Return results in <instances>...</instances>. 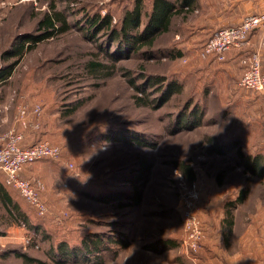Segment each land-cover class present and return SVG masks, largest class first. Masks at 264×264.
Wrapping results in <instances>:
<instances>
[{
  "label": "rangeland",
  "instance_id": "rangeland-1",
  "mask_svg": "<svg viewBox=\"0 0 264 264\" xmlns=\"http://www.w3.org/2000/svg\"><path fill=\"white\" fill-rule=\"evenodd\" d=\"M142 2L141 30L152 0ZM133 4L134 0H0V76L11 71L0 81V132L21 133L22 145L32 143L25 141L30 132L42 133L43 141L60 149L59 159L35 163L20 174L37 189L44 206L40 213L16 192L12 200L26 213L31 228L12 221L0 202V264H28L20 255L39 264H81L56 260V246L63 241L69 248L77 247L76 242L90 234L110 235L118 242L99 253L102 264H200L199 251L188 253L182 244L183 203L194 192L195 211L206 231L209 207L246 188L249 198L243 211H252L256 202L262 208L264 232V178L245 173L235 151L210 152L221 148L220 138L231 129L241 137L240 149L249 154L264 151V140L253 142L243 129L247 123L264 129V96L239 87L244 62L229 60L236 57L232 51L238 50H230L224 62L208 64L200 47L211 32L197 31L206 24L207 13L190 4L171 17L167 30L157 35L149 51L114 56L115 45L105 35L96 38L86 32L84 13L110 15L117 26ZM51 5L67 14L70 28L16 56V48L26 37L42 33L38 21L50 13ZM178 10L182 9L176 6ZM256 49L252 44L239 51L247 54ZM90 63L104 64L107 69L89 72ZM140 75L176 80L182 91L161 107L157 102H150L152 107L139 106L140 95L132 85L141 83ZM148 93H153L151 88ZM249 101H258L259 109ZM187 103L189 108L196 104L203 110V121L192 130L176 131L173 122L181 119ZM74 105H78L76 110L67 115L65 111ZM21 109L27 126L18 121ZM34 109L39 110L35 113ZM116 133L134 134L155 143V148L108 141ZM142 161L151 169L137 208L121 209L115 200H94L129 191L121 178ZM174 162L187 165L193 179L189 181ZM243 221L240 229L248 222L240 219V224ZM157 239L173 241L175 246L158 251Z\"/></svg>",
  "mask_w": 264,
  "mask_h": 264
},
{
  "label": "trees",
  "instance_id": "trees-1",
  "mask_svg": "<svg viewBox=\"0 0 264 264\" xmlns=\"http://www.w3.org/2000/svg\"><path fill=\"white\" fill-rule=\"evenodd\" d=\"M179 8L182 10L176 11L175 3L169 0H152V5L150 12L148 14V20L141 30V14L143 11V2L142 0H134V4L131 9L127 10L118 25L116 26L112 23V18L110 15L100 16L98 14H93V16L85 15V25H87L86 32L90 33L93 37H98L100 34L105 35L110 45H115L114 56L118 54L124 53H143L149 51L153 45L154 41L160 33L167 30L171 17L174 15H178L183 12V9L188 8L190 5V0H179ZM84 9L80 12H84ZM67 23V14L64 11L55 10V6H50V13L46 14L41 20L38 21V30L41 31L40 35L29 36L26 37L16 48L15 55L21 57L24 52L30 51L35 48V46L42 41L56 36L58 34L66 32L70 27ZM218 30V29H217ZM216 30V31H217ZM210 34V36L205 40V42L213 36L216 32ZM205 42L201 45L200 48H203ZM29 43L27 47L26 44ZM109 50V49H108ZM202 50V49H201ZM110 51V50H109ZM236 54V58L238 60L243 61L247 54L244 51H232ZM227 52L225 54L224 59L221 62L226 60L228 55ZM243 53V54H242ZM201 55L204 56L203 52ZM113 57V56H112ZM204 58H207L208 64L216 62L215 58L212 55H206ZM210 66V65H209ZM212 66V64H211ZM88 71L93 73H98V71L105 72L104 70L107 67L104 64L100 63H90L88 65ZM209 68V67H208ZM10 70L5 71L2 76H0V81L4 80L6 77L10 75ZM138 81H141L140 84L132 85L136 94L140 95L137 97L136 102L139 106L150 107V102H157L156 106L161 107L164 103H166L173 95H177L182 91V84L177 82L176 80L158 77V76H145L140 75ZM152 89L153 93L149 94V89ZM150 96H155L154 99H149ZM78 105L72 106L70 109L65 111L67 115L72 114ZM152 107V106H151ZM190 109V110H189ZM182 117L181 119H177L173 122L174 130H192L200 126L203 121V113L202 109L196 104L189 108L188 103L182 108ZM188 110V112H186ZM181 111V110H180ZM172 127V128H173ZM169 128V127H168ZM236 133V132H235ZM29 137L32 138V145L34 143L43 141V134H37L36 132H30L28 134ZM227 138V137H226ZM210 140V139H209ZM223 142L221 144V148L213 147L210 149V152L216 153L219 155L229 153L230 151H235V155L239 158V162L237 163L239 166L242 165L245 173H248L251 176H257L260 178H264V155L258 153L259 151H255L253 154L246 153L243 149H240L239 144L241 142V137L235 135L232 138L224 139L220 138ZM23 141V140H22ZM108 141H113L117 144L121 145H135L137 147L149 146L150 148H155V143H146L143 141L141 137H138L134 134H123L120 135L118 133L114 134V136L110 137ZM211 141V140H210ZM148 144V145H147ZM22 145V144H21ZM22 145V146H29ZM48 159H43L40 161H36L34 163L28 164L25 167L31 166L35 163L47 162ZM173 166L180 171L184 172L183 174L190 181L193 179V172L191 169L181 162H174ZM24 167V168H25ZM151 169V166L145 161L141 163L140 167L133 171H129L126 175H123L121 180L124 184L129 186V191L123 193H108L111 194L107 198H97L99 202H112L115 200L118 208H130V207H138L141 203L142 199V186L144 185L148 173ZM186 171V173H185ZM120 178V177H118ZM85 187V186H84ZM16 190L7 186L4 183L3 175L0 173V202L8 209L9 216L12 221L19 222L31 228L29 222L25 216L26 213L22 212L18 207V204L15 203L12 199L17 198ZM87 192V191H86ZM97 191H94L93 194H96ZM102 190H99L97 195L100 194ZM247 189L243 188L239 191L237 201L242 202L247 197ZM18 193V192H17ZM91 193V192H90ZM15 195V197H14ZM19 195V193H18ZM85 195V194H84ZM90 195V194H89ZM20 196V195H19ZM25 214V215H24ZM202 222V221H201ZM203 225V223H202ZM91 235V234H90ZM82 237L81 240L76 242L77 247L71 245L72 247H68L67 243L60 242L56 246L57 255L56 260H73L79 261L81 264H102V258L99 256V253L104 252L110 249L111 244H118L117 241L112 239L110 235L103 237V235H92V236ZM203 236H204V228H203ZM202 236V239H203ZM202 239L199 241V249L202 245ZM158 242V243H156ZM155 247L158 246V251H162L165 247H174L175 243L173 241H169L167 239H157L155 241ZM161 246V247H160ZM153 247V250L156 251V248ZM198 249V251H199ZM98 254V255H97ZM94 255V256H93ZM24 262L28 264L40 263L36 259H31L26 256L20 255ZM90 256H93L92 258ZM82 260H79V259Z\"/></svg>",
  "mask_w": 264,
  "mask_h": 264
},
{
  "label": "crops",
  "instance_id": "crops-1",
  "mask_svg": "<svg viewBox=\"0 0 264 264\" xmlns=\"http://www.w3.org/2000/svg\"><path fill=\"white\" fill-rule=\"evenodd\" d=\"M178 1H175L177 7L180 5ZM219 3L222 5H219L220 9L214 10L213 6H217ZM190 4L192 8L201 10L204 8L207 13V22L197 29L198 32L207 30V32L213 33L222 27L239 23L247 15L264 12V0H190ZM232 12L234 15L231 14ZM219 14H222L223 18H220ZM251 39L253 46H256L261 52L264 49V46L260 44L264 42V34L254 31ZM229 58L230 61H238L236 57L230 56ZM260 95L264 96V94ZM249 102L259 109V106L256 105L259 103L258 101ZM2 123L3 118L0 114V126ZM244 127L246 134L252 137L253 142L264 140V129L260 131L250 123L245 124L243 129H245ZM231 130L224 136V139L237 135ZM27 139L32 142L31 137H26L25 141ZM258 153L264 154V151ZM238 194L239 192H235L227 199H219L220 202L209 207L208 225L206 231L204 230L202 245L197 255V262L200 264H264V232L261 231L262 221L260 220L262 208H259L255 202L252 211H243L247 197L242 202H236ZM247 196L249 198L248 193ZM240 219L248 220L243 229L240 227L244 221L240 224Z\"/></svg>",
  "mask_w": 264,
  "mask_h": 264
},
{
  "label": "built area",
  "instance_id": "built-area-1",
  "mask_svg": "<svg viewBox=\"0 0 264 264\" xmlns=\"http://www.w3.org/2000/svg\"><path fill=\"white\" fill-rule=\"evenodd\" d=\"M254 31L264 34V13L250 14L241 19L235 25L225 26L218 29L203 46V54L212 55L221 62L225 54L230 50L248 49L252 45L251 35ZM264 45V42L260 43ZM257 48L254 52H248L243 60L245 69L239 79V87L245 90L264 94V69L261 67L260 53ZM22 110V109H21ZM19 111L18 121L27 126L25 111ZM39 110V109H38ZM38 110L34 109L37 113ZM23 135L14 129L0 133V173L4 183L16 190L26 202L35 206L43 213L44 206L40 202L38 192L33 184L21 177L23 168L31 163L43 159L57 160L60 157V149L40 141L29 146H22ZM194 191V190H193ZM196 192L190 195L183 203L184 238L182 244L186 252L195 253L199 249V241L203 236V225L195 211Z\"/></svg>",
  "mask_w": 264,
  "mask_h": 264
}]
</instances>
